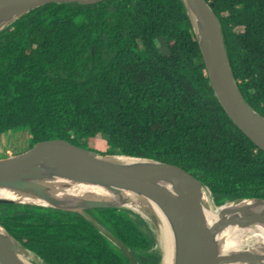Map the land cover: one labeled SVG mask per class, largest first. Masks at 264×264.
<instances>
[{
    "label": "trees",
    "instance_id": "obj_1",
    "mask_svg": "<svg viewBox=\"0 0 264 264\" xmlns=\"http://www.w3.org/2000/svg\"><path fill=\"white\" fill-rule=\"evenodd\" d=\"M206 1L264 116V0ZM8 134L28 150L56 139L95 150L88 142L106 138L104 154L183 168L216 206L264 199V151L218 101L182 0L49 4L1 31L0 140ZM88 212L107 233L78 213L16 203L0 204V223L45 264H160L140 214Z\"/></svg>",
    "mask_w": 264,
    "mask_h": 264
},
{
    "label": "water",
    "instance_id": "obj_2",
    "mask_svg": "<svg viewBox=\"0 0 264 264\" xmlns=\"http://www.w3.org/2000/svg\"><path fill=\"white\" fill-rule=\"evenodd\" d=\"M104 1L0 0V32L45 5L90 6ZM182 1L218 101L234 124L264 151V116L246 101L237 84L219 17L206 0ZM60 181L65 187L87 185L104 194L64 197L58 191ZM204 188V183L177 165L103 154L61 139L40 142L25 152L0 159V189L31 200L0 198V204L36 205L78 213L106 232L88 211L129 209L145 218L142 211L131 205L134 201L154 203L173 234V264H264L262 251L222 253L220 243V235L229 227L246 229L264 224V199L224 204L220 206L224 209L218 221L210 224L205 213ZM146 209L154 218L152 210ZM27 253L34 254L0 223V264H29L25 259Z\"/></svg>",
    "mask_w": 264,
    "mask_h": 264
},
{
    "label": "bare ground",
    "instance_id": "obj_3",
    "mask_svg": "<svg viewBox=\"0 0 264 264\" xmlns=\"http://www.w3.org/2000/svg\"><path fill=\"white\" fill-rule=\"evenodd\" d=\"M64 182H58V191L61 196L64 197H88V196H101L104 194L100 189L87 185H71V187H65ZM204 202L205 213L210 224H214L220 218V214L224 207L213 206V198L209 194L208 190L204 188ZM0 198L12 199L16 201H31L27 198H23L14 192L0 189ZM228 206V205H227ZM132 208L142 211L145 207H148L155 214V217L160 223L161 237H162V250H163V264H173L174 257V239L170 226L162 213V211L154 203L136 202L131 205ZM252 229L255 233L248 232L252 229H242L239 227H229L220 235V243L222 253H231L242 250H254L264 252V224L254 225ZM29 264L32 262L28 261Z\"/></svg>",
    "mask_w": 264,
    "mask_h": 264
},
{
    "label": "rangeland",
    "instance_id": "obj_4",
    "mask_svg": "<svg viewBox=\"0 0 264 264\" xmlns=\"http://www.w3.org/2000/svg\"><path fill=\"white\" fill-rule=\"evenodd\" d=\"M13 135V134H12ZM15 137V138H14ZM18 139V137H16L15 135L11 136L10 134H8L6 137L2 138L0 140V159L2 158H6V157H10L22 152L27 151V147L28 144H24L23 142H16L15 139ZM16 142V144H14ZM89 146L92 149L98 150L101 153H105L108 149V145L106 143V138H97V139H93L90 140L88 142ZM209 192V191H208ZM209 194L211 195V197L213 198V195L211 194V192H209ZM213 206H216L214 198H213ZM220 207V206H219ZM142 214H144L145 218L150 222L155 234H156V240H157V244L154 247V250L159 252L161 254V262L160 264H163V250H162V235H161V228H160V223L158 221V219L156 217H152L150 211H148V209L145 210V208L142 210ZM255 227L252 226L250 227L251 229ZM248 228V229H250ZM248 232H252L255 233L254 230L252 229L251 231ZM25 259L32 262V264H45V262H43L39 257H37L34 254H30L27 253L25 256Z\"/></svg>",
    "mask_w": 264,
    "mask_h": 264
}]
</instances>
